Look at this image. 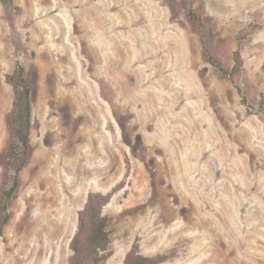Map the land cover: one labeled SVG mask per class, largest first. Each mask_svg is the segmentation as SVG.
I'll list each match as a JSON object with an SVG mask.
<instances>
[{
	"label": "rangeland",
	"instance_id": "rangeland-1",
	"mask_svg": "<svg viewBox=\"0 0 264 264\" xmlns=\"http://www.w3.org/2000/svg\"><path fill=\"white\" fill-rule=\"evenodd\" d=\"M190 1L198 20L187 0H0V152L18 63L33 104L0 264H70L88 194L113 190L107 264L135 243L159 264H264V113L236 86L264 102V0ZM237 49L234 82L208 53L231 69Z\"/></svg>",
	"mask_w": 264,
	"mask_h": 264
},
{
	"label": "trees",
	"instance_id": "trees-1",
	"mask_svg": "<svg viewBox=\"0 0 264 264\" xmlns=\"http://www.w3.org/2000/svg\"><path fill=\"white\" fill-rule=\"evenodd\" d=\"M8 5L10 0H1ZM189 16L194 20L198 17L193 10L190 0ZM248 34H245L247 36ZM209 52V51H208ZM210 62L221 69L235 82L237 73L242 66L241 52H234L235 65L228 69L218 61L213 54L208 53ZM14 92L13 105L6 116L8 138L4 149L0 152V165L2 166V182L0 186V236H4V229L11 219L10 205L15 197L21 182V172L28 165L32 156L31 132L33 125L32 87L25 76V67L18 63L6 75ZM242 102L249 113H264V102L257 108L251 104L244 89L236 84ZM141 136L138 138V143ZM115 190L104 194L90 192L84 208L79 212L78 227L71 240L72 254L70 264H107L112 256L111 230L109 218L104 208L110 202ZM167 259L166 255L149 256L139 250L135 243L127 253L124 264H159Z\"/></svg>",
	"mask_w": 264,
	"mask_h": 264
}]
</instances>
